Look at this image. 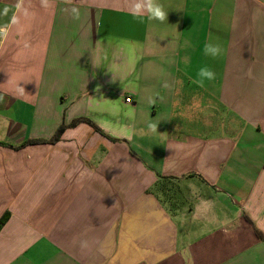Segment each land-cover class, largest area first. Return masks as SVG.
<instances>
[{
	"label": "crops",
	"instance_id": "crops-1",
	"mask_svg": "<svg viewBox=\"0 0 264 264\" xmlns=\"http://www.w3.org/2000/svg\"><path fill=\"white\" fill-rule=\"evenodd\" d=\"M129 3L0 0V264H264V0Z\"/></svg>",
	"mask_w": 264,
	"mask_h": 264
},
{
	"label": "clouds",
	"instance_id": "clouds-1",
	"mask_svg": "<svg viewBox=\"0 0 264 264\" xmlns=\"http://www.w3.org/2000/svg\"><path fill=\"white\" fill-rule=\"evenodd\" d=\"M42 4L44 7H49V0H42ZM70 12L73 20H79L81 18L80 9L77 7H72L67 10ZM129 14L136 20L143 22V18L147 17L149 21L157 20L161 23L167 21L168 12L165 11L164 6L158 3V0H130L129 3ZM6 30L0 29V35H5ZM203 54L205 56H211L213 58L219 56L221 54V47L218 44H212L210 42H206L203 45ZM216 79V73L214 70L208 65H204L199 68L196 78L192 80V83L197 85L198 87L203 88L205 86L206 81H213ZM97 91H99V86L97 87ZM4 97L0 96V102H3ZM149 128L155 132L157 131L156 124H150ZM130 139V136L128 137ZM86 246V245H83Z\"/></svg>",
	"mask_w": 264,
	"mask_h": 264
},
{
	"label": "trees",
	"instance_id": "trees-1",
	"mask_svg": "<svg viewBox=\"0 0 264 264\" xmlns=\"http://www.w3.org/2000/svg\"><path fill=\"white\" fill-rule=\"evenodd\" d=\"M83 123H86V124L90 125L92 128H94L96 130V132L103 134L102 131L98 127H96L91 121H89L86 118H79V119L74 120L69 126L60 127L58 129V131L56 132V134L50 140L29 141V142H25L24 144H22L20 146H9V147L12 148V149H15V150H20V149H22L25 146L30 145V144H55L61 138L62 134L68 128H74V127L78 126L79 124H83ZM111 140L114 141V142L117 141L115 139H111ZM171 180H173V179L172 178H166V177L160 178V181L158 182V185L160 186V190L161 191L167 190L169 184H171V182H170ZM7 220H8V215L7 214L4 215L0 219V231L3 228V226L6 224ZM257 235H258V238L261 241L264 242V235L261 232H259V231H257Z\"/></svg>",
	"mask_w": 264,
	"mask_h": 264
},
{
	"label": "rangeland",
	"instance_id": "rangeland-1",
	"mask_svg": "<svg viewBox=\"0 0 264 264\" xmlns=\"http://www.w3.org/2000/svg\"><path fill=\"white\" fill-rule=\"evenodd\" d=\"M159 186V185H158ZM157 189H155L156 191ZM159 193L161 194V201L164 205H166V207H168L169 209H172V206H171V200L173 199H176L178 200L179 199V195H180V199H184L183 197V193H180L178 191V188L176 187V184L174 186H168L167 190H163L161 191L160 188H159Z\"/></svg>",
	"mask_w": 264,
	"mask_h": 264
},
{
	"label": "built area",
	"instance_id": "built-area-1",
	"mask_svg": "<svg viewBox=\"0 0 264 264\" xmlns=\"http://www.w3.org/2000/svg\"><path fill=\"white\" fill-rule=\"evenodd\" d=\"M0 45H1V41H0ZM128 101H130V100H128Z\"/></svg>",
	"mask_w": 264,
	"mask_h": 264
}]
</instances>
